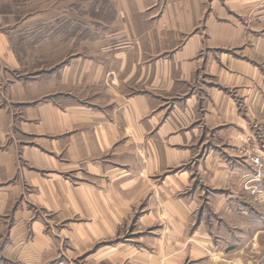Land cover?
<instances>
[{"label":"crops","instance_id":"1","mask_svg":"<svg viewBox=\"0 0 264 264\" xmlns=\"http://www.w3.org/2000/svg\"><path fill=\"white\" fill-rule=\"evenodd\" d=\"M72 8L1 12L0 264H264V0Z\"/></svg>","mask_w":264,"mask_h":264},{"label":"rangeland","instance_id":"2","mask_svg":"<svg viewBox=\"0 0 264 264\" xmlns=\"http://www.w3.org/2000/svg\"><path fill=\"white\" fill-rule=\"evenodd\" d=\"M10 1L11 0H0V16H2L1 12L11 11V7L19 5L23 8L19 10H23L25 13H28L25 18V25L29 27L36 25L37 22L42 23L44 20L48 21L55 12L63 13L65 10H69L72 7H74L76 11H79L80 6V0H20L19 2L13 1L12 3ZM75 1H78L79 3H76ZM65 6L67 8H65ZM32 58V56L29 57L27 61L29 66L25 69V71H28L31 74L32 69H29V67H32Z\"/></svg>","mask_w":264,"mask_h":264},{"label":"built area","instance_id":"3","mask_svg":"<svg viewBox=\"0 0 264 264\" xmlns=\"http://www.w3.org/2000/svg\"><path fill=\"white\" fill-rule=\"evenodd\" d=\"M249 161L254 166L255 173L253 176V180L261 181L264 179V163L261 161V157L258 153H255L249 158ZM252 188V187H249ZM254 190V189H251Z\"/></svg>","mask_w":264,"mask_h":264}]
</instances>
